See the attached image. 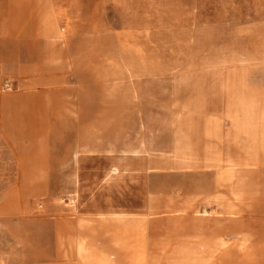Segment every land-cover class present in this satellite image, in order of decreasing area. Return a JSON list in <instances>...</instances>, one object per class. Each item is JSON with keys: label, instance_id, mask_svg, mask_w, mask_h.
<instances>
[{"label": "rangeland", "instance_id": "rangeland-1", "mask_svg": "<svg viewBox=\"0 0 264 264\" xmlns=\"http://www.w3.org/2000/svg\"><path fill=\"white\" fill-rule=\"evenodd\" d=\"M263 78L264 0H0V264H264Z\"/></svg>", "mask_w": 264, "mask_h": 264}, {"label": "crops", "instance_id": "crops-1", "mask_svg": "<svg viewBox=\"0 0 264 264\" xmlns=\"http://www.w3.org/2000/svg\"><path fill=\"white\" fill-rule=\"evenodd\" d=\"M48 30L50 32L60 30L56 24L49 20ZM264 79V78H263ZM261 87H264V80L259 83ZM254 104H259L260 102L254 101ZM140 228L139 227H125L120 228L117 232L113 233L115 249L108 250L104 249L99 252H94L89 249V264H114V259L118 258V252L122 249L129 250L128 252L136 253V238L139 236ZM86 244L84 241H79V254L84 258V251L86 249ZM135 261V257H134Z\"/></svg>", "mask_w": 264, "mask_h": 264}]
</instances>
